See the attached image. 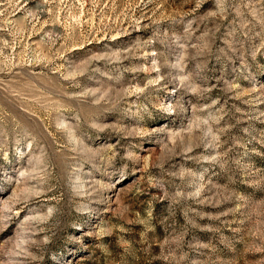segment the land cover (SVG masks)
<instances>
[{"label": "rangeland", "instance_id": "1", "mask_svg": "<svg viewBox=\"0 0 264 264\" xmlns=\"http://www.w3.org/2000/svg\"><path fill=\"white\" fill-rule=\"evenodd\" d=\"M0 264H264V0H0Z\"/></svg>", "mask_w": 264, "mask_h": 264}]
</instances>
